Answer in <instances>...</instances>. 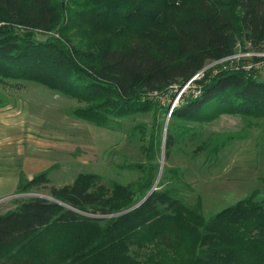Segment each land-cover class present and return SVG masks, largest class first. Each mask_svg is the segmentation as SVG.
Instances as JSON below:
<instances>
[{
  "label": "trees",
  "instance_id": "16d2710c",
  "mask_svg": "<svg viewBox=\"0 0 264 264\" xmlns=\"http://www.w3.org/2000/svg\"><path fill=\"white\" fill-rule=\"evenodd\" d=\"M39 30L52 33L38 38ZM238 39L264 45V0H0V76L73 97L83 103L74 115L98 125L153 109L160 101L148 93L181 86L208 60L230 55ZM200 83L201 93L185 95L170 118L264 116V80L243 69L223 66ZM168 130L170 148L177 136ZM154 177L151 167L136 190L108 189L80 174L51 185V199L16 201L0 214V264H264V198L205 217L200 200L153 189ZM46 179V171L20 175L17 190Z\"/></svg>",
  "mask_w": 264,
  "mask_h": 264
},
{
  "label": "rangeland",
  "instance_id": "374dc122",
  "mask_svg": "<svg viewBox=\"0 0 264 264\" xmlns=\"http://www.w3.org/2000/svg\"><path fill=\"white\" fill-rule=\"evenodd\" d=\"M50 33L39 30L36 36ZM257 52L264 53V45L256 49L238 39L230 55L208 60L189 83L148 93L160 101L156 106L169 105L166 112L155 106L106 125L75 116L74 108L83 103L73 97L31 80L0 76V138L5 132L10 143L29 144L31 154L44 155L38 173L46 171L47 178L29 191L16 187L0 197V212L30 196L51 199V185L71 183L80 174L97 175V186L110 189L117 183L136 190L151 167L153 186L172 189L187 204L200 200L205 217L251 195L264 198V116L221 112L210 120H175L169 112L185 95L201 93L205 72L229 66L264 80V55ZM168 128L177 136L170 148L165 144Z\"/></svg>",
  "mask_w": 264,
  "mask_h": 264
},
{
  "label": "crops",
  "instance_id": "0c3cea01",
  "mask_svg": "<svg viewBox=\"0 0 264 264\" xmlns=\"http://www.w3.org/2000/svg\"><path fill=\"white\" fill-rule=\"evenodd\" d=\"M2 135L4 137L0 138V197L15 191L20 174L25 177L37 174L45 158L37 151L31 154L29 144L26 147H23V143L15 145L8 141L7 133Z\"/></svg>",
  "mask_w": 264,
  "mask_h": 264
},
{
  "label": "built area",
  "instance_id": "2783aa9c",
  "mask_svg": "<svg viewBox=\"0 0 264 264\" xmlns=\"http://www.w3.org/2000/svg\"><path fill=\"white\" fill-rule=\"evenodd\" d=\"M257 53H258V54H261V55H258V56H263V55H264V53H259V52H257ZM192 78H193V77H191L189 80H187V81L184 83V85H185L186 83H189L190 81H192ZM184 85H183V86H184ZM172 107H173V105L170 107L169 112L171 111Z\"/></svg>",
  "mask_w": 264,
  "mask_h": 264
},
{
  "label": "water",
  "instance_id": "95a60500",
  "mask_svg": "<svg viewBox=\"0 0 264 264\" xmlns=\"http://www.w3.org/2000/svg\"><path fill=\"white\" fill-rule=\"evenodd\" d=\"M156 187H153V189H155ZM144 200V199H143ZM141 202V201H140Z\"/></svg>",
  "mask_w": 264,
  "mask_h": 264
}]
</instances>
